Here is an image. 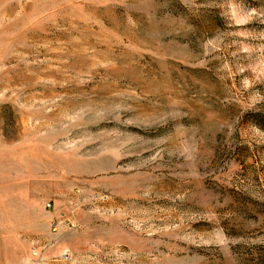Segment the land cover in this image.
<instances>
[{"label": "rangeland", "instance_id": "1", "mask_svg": "<svg viewBox=\"0 0 264 264\" xmlns=\"http://www.w3.org/2000/svg\"><path fill=\"white\" fill-rule=\"evenodd\" d=\"M0 264H264V0H0Z\"/></svg>", "mask_w": 264, "mask_h": 264}, {"label": "built area", "instance_id": "2", "mask_svg": "<svg viewBox=\"0 0 264 264\" xmlns=\"http://www.w3.org/2000/svg\"><path fill=\"white\" fill-rule=\"evenodd\" d=\"M45 207L47 208V209H50V207H51V203L48 201L46 204H45ZM61 222L66 226V227H72V221L71 220H69V219H61ZM58 226H59V221H57L56 219H54V220H52L51 222H50V229H51V231L53 232V233H56L57 232V230H58ZM33 255L35 256V257H39L40 256V254L38 253V252H36V251H33ZM64 257L66 258V254H64Z\"/></svg>", "mask_w": 264, "mask_h": 264}]
</instances>
